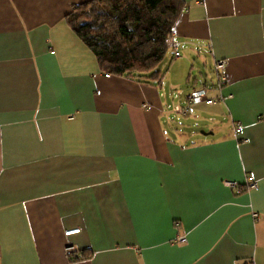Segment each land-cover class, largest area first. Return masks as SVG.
<instances>
[{"label": "crops", "instance_id": "1", "mask_svg": "<svg viewBox=\"0 0 264 264\" xmlns=\"http://www.w3.org/2000/svg\"><path fill=\"white\" fill-rule=\"evenodd\" d=\"M86 1L0 0V264H264V0H181L180 65L225 60L221 101L174 110L206 134L100 70L66 21Z\"/></svg>", "mask_w": 264, "mask_h": 264}, {"label": "trees", "instance_id": "2", "mask_svg": "<svg viewBox=\"0 0 264 264\" xmlns=\"http://www.w3.org/2000/svg\"><path fill=\"white\" fill-rule=\"evenodd\" d=\"M88 3L93 4L87 12L73 13ZM181 7V0H88L73 5L66 21L95 55L102 72L158 82L159 66L168 52L166 38Z\"/></svg>", "mask_w": 264, "mask_h": 264}, {"label": "rangeland", "instance_id": "3", "mask_svg": "<svg viewBox=\"0 0 264 264\" xmlns=\"http://www.w3.org/2000/svg\"><path fill=\"white\" fill-rule=\"evenodd\" d=\"M91 4L93 3L77 6L72 11L75 15L85 13L89 10ZM180 53V58H174L170 52L162 61L159 66V69L162 71V76L159 81L162 84H167L168 90L165 99L170 105V113L172 114L173 122L181 124V128L187 126L188 128L190 127L192 131L202 134V132L210 131L207 126V120L198 123V126H196L193 125L192 117H186L181 114L177 115L174 110L178 107L184 108L188 105L186 96L192 89H194V87L199 88L205 86L209 89V93H211L213 91L212 85L213 83H216L217 80V74L214 65L212 64V60L206 52H204L205 56L201 58L196 55L192 56L189 63H185V65L184 63L180 65V62L185 57L182 51H180ZM204 58L207 59L204 60ZM179 90L181 93H179ZM206 116L205 113L204 117Z\"/></svg>", "mask_w": 264, "mask_h": 264}, {"label": "built area", "instance_id": "4", "mask_svg": "<svg viewBox=\"0 0 264 264\" xmlns=\"http://www.w3.org/2000/svg\"><path fill=\"white\" fill-rule=\"evenodd\" d=\"M196 3H201L202 0H194ZM166 45L167 48L171 49L172 56L174 58L180 57V52L178 51L177 42L173 39L172 34L170 33L166 38ZM214 68L217 74V81L215 83L216 95L210 96L209 95V89L205 86L194 88L190 91V93L187 96V102L188 105L184 108L178 107L176 109L177 113L185 114L188 112L190 105H200V104H206V105H213L218 101H221L223 99V95L220 93V89L222 87V84L225 81V60L224 59H218L214 61ZM107 76L109 74H106ZM179 92H181L179 90ZM240 129V125L237 123L233 126L232 130L234 133H237ZM242 141L246 142V139H243ZM223 184L228 187L233 192L241 193L245 189L250 188H256L257 187V181L252 175H248L245 180V184H240L239 182L235 180H223ZM253 216H257V214H254ZM79 228L66 230L64 232L65 236L78 233ZM177 241L180 243H183L186 241V238L183 236H180L177 238ZM65 252L67 255H71L74 252V249L70 245H66Z\"/></svg>", "mask_w": 264, "mask_h": 264}, {"label": "water", "instance_id": "5", "mask_svg": "<svg viewBox=\"0 0 264 264\" xmlns=\"http://www.w3.org/2000/svg\"><path fill=\"white\" fill-rule=\"evenodd\" d=\"M203 134H206L207 132H202Z\"/></svg>", "mask_w": 264, "mask_h": 264}]
</instances>
